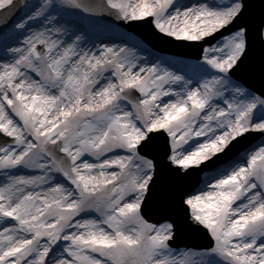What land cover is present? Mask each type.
I'll use <instances>...</instances> for the list:
<instances>
[{
    "label": "snow or ice",
    "instance_id": "6c2138e0",
    "mask_svg": "<svg viewBox=\"0 0 264 264\" xmlns=\"http://www.w3.org/2000/svg\"><path fill=\"white\" fill-rule=\"evenodd\" d=\"M252 133L264 0H0V264H264V139L176 185Z\"/></svg>",
    "mask_w": 264,
    "mask_h": 264
},
{
    "label": "water",
    "instance_id": "95a60500",
    "mask_svg": "<svg viewBox=\"0 0 264 264\" xmlns=\"http://www.w3.org/2000/svg\"><path fill=\"white\" fill-rule=\"evenodd\" d=\"M26 0H18V2L22 5L24 2H25ZM124 26V25H123ZM129 29H132V30H135V31H138V30H140V28H139V25H134V26H132V27H129ZM195 48H194V51H195V53H194V56L195 57H198L197 56V51H198V46H194ZM198 180V179H197ZM197 182L198 181H196L195 183H193V185L195 184H197ZM187 243H192V241H187ZM193 243H195V241H193ZM179 244H181L180 242H179Z\"/></svg>",
    "mask_w": 264,
    "mask_h": 264
},
{
    "label": "rangeland",
    "instance_id": "374dc122",
    "mask_svg": "<svg viewBox=\"0 0 264 264\" xmlns=\"http://www.w3.org/2000/svg\"><path fill=\"white\" fill-rule=\"evenodd\" d=\"M180 2H182V3H186L187 2V0H180ZM120 28L121 29H123V30H125V31H127L126 29H124V28H122L121 26H120ZM127 32H129V31H127ZM129 33H132V32H129ZM133 34V33H132ZM137 39H139V40H141L140 38H138V36H136L135 34H133ZM142 41V40H141ZM143 42V41H142ZM144 43V42H143ZM145 44V43H144ZM146 46H148L147 44H145ZM149 47V46H148ZM150 48V47H149ZM155 51V50H154ZM156 52V51H155ZM157 54H158V52H156ZM158 55H164V56H171V57H174V56H172V55H168V54H158ZM177 58H180V57H177ZM183 59H186V58H183ZM188 60H192V59H188ZM261 139H264V137H261V136H259L258 137V139H256L255 140V142L253 143V144H255V143H258Z\"/></svg>",
    "mask_w": 264,
    "mask_h": 264
}]
</instances>
